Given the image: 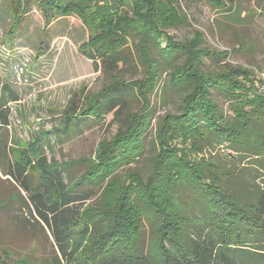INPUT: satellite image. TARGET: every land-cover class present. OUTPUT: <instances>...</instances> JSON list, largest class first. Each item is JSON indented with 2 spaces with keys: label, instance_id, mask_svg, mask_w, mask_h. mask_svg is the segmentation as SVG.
I'll return each instance as SVG.
<instances>
[{
  "label": "trees",
  "instance_id": "1",
  "mask_svg": "<svg viewBox=\"0 0 264 264\" xmlns=\"http://www.w3.org/2000/svg\"><path fill=\"white\" fill-rule=\"evenodd\" d=\"M211 1L225 6L222 0ZM39 4L47 22L68 16L82 20L91 34L80 50L93 61L95 72L102 62L110 79L92 97L84 96L83 118L101 117V99L117 94L121 87L135 88L141 104L127 115L124 129L102 140L94 154L82 160L87 171L81 180L105 182L97 206L78 209L77 203L88 198L74 194L57 165L40 156L38 144L31 149L36 164L26 155L10 160L5 176L29 194L32 210L26 203L27 208L53 239L58 254L53 264H264V184L244 188L248 181H243L228 190L223 184L237 175L236 170L205 157L214 144L227 143L237 155L258 164L256 181L264 178V79L227 63L228 53L208 50L199 32L184 42L168 35L167 29L187 21L173 0H40ZM16 5L28 8L29 0ZM130 30L140 38L138 49L146 69L142 79L126 84L118 69ZM152 46L166 60L183 57L171 68L169 82L187 93L178 112L167 113L156 127V153L147 177L129 170L118 174L142 154L145 134L152 127L150 98L162 76ZM205 57L215 61L210 71L204 70ZM212 90L229 104L230 114L212 99ZM18 101V92L0 75V129L11 126L9 105ZM120 105L114 96L109 110ZM30 176L38 179L33 186ZM180 188L194 193L197 216L184 206ZM136 197L154 213L156 234L148 246L138 245L144 213Z\"/></svg>",
  "mask_w": 264,
  "mask_h": 264
},
{
  "label": "rangeland",
  "instance_id": "2",
  "mask_svg": "<svg viewBox=\"0 0 264 264\" xmlns=\"http://www.w3.org/2000/svg\"><path fill=\"white\" fill-rule=\"evenodd\" d=\"M16 1L19 3V0H0L1 77L6 82L4 76L10 79V63H15L19 56L28 62L21 81L17 75L14 77L16 82L12 79L11 85L18 92L20 101L9 105L11 126L0 129V264H53V257L58 255L53 239L38 217L27 208L26 203L32 210L29 194L5 176L10 160H21L26 155L36 164L37 158L31 149L38 144L40 156L49 164L57 165L64 183L74 194L88 198L77 203L78 209L97 206L105 182L81 180L87 171L82 160L93 155L102 140H110L124 129L127 115L138 111L141 104L135 88L121 87L117 94L101 99V117L83 118L84 96L92 97L110 82L102 62L99 71L95 72L93 61L80 50L89 40L90 30L76 16L47 22L40 0H29L28 8V5L18 7ZM173 1L187 16V21L167 29L168 35L184 42L199 32L208 50L228 53L227 63L253 70L264 79V0H222L226 10L223 9L225 6H216L211 0ZM139 39L130 30L122 51L124 60L118 74L126 84L144 77L146 67L140 59ZM151 55L162 64L161 80L150 98L152 127L145 134L142 154L118 174L129 170L142 178L147 177L156 153V127L167 113L178 112L187 93L173 88L169 82L171 68L180 64L183 57L166 60L156 46H152ZM214 65L213 59L204 58V70L210 71ZM211 92L217 105L230 114V106L221 94L216 90ZM114 96L122 105L112 111L109 108ZM205 157L217 165L236 170L237 175L223 184L228 190L237 189L243 181H248L244 188L264 184V178L258 181L255 178L258 164L247 156L237 155L227 143L214 144L205 152ZM29 181L33 186L38 179L30 176ZM180 191L184 206L190 207L191 214L197 216L198 203L194 193L184 188ZM135 201L144 213L138 245L148 246L156 234L154 213L139 197Z\"/></svg>",
  "mask_w": 264,
  "mask_h": 264
},
{
  "label": "built area",
  "instance_id": "3",
  "mask_svg": "<svg viewBox=\"0 0 264 264\" xmlns=\"http://www.w3.org/2000/svg\"><path fill=\"white\" fill-rule=\"evenodd\" d=\"M21 57H22V55L17 58V61L15 63H13V64L10 63V66H9V69H10V71H9L10 76L9 77H10V79H8L4 76V79H6L7 82H9L10 84L14 83L12 81V79L15 80V78H14L15 75H17V77L19 78V81H21L22 75H24V73L27 71V66H28L27 63L28 62L26 60L21 59ZM16 81L17 80H15V82Z\"/></svg>",
  "mask_w": 264,
  "mask_h": 264
}]
</instances>
